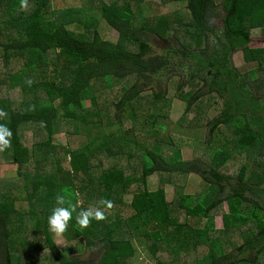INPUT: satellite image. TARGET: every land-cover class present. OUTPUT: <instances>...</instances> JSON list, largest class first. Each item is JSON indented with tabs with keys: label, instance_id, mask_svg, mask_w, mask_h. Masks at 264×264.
<instances>
[{
	"label": "trees",
	"instance_id": "16d2710c",
	"mask_svg": "<svg viewBox=\"0 0 264 264\" xmlns=\"http://www.w3.org/2000/svg\"><path fill=\"white\" fill-rule=\"evenodd\" d=\"M144 1L99 0L101 17L119 35L112 42L101 37L97 22L90 16L86 19L82 9L54 10L53 0H28L25 9L20 0H0V109L7 114L0 117V124L12 132L11 147L0 152V169L4 164L19 167L13 180L0 177V264H37L41 249H35L39 237L34 236L42 237L40 248L47 249V254L42 251L49 264L83 262L59 248L48 228V217L57 206L55 197L65 188L78 193L73 199L79 201L77 211L102 208V198L114 202L112 209H105V220H92L85 229L76 224L73 213L64 234L70 241L78 240L79 250L86 246L96 252L99 264H135L134 240L143 238L156 264H264V116L259 115L264 106L250 92L251 87L260 89L261 85L255 79L257 71L249 80L243 79L232 64L233 55L242 51L248 64L258 63L264 69V47L252 46L256 30H261L264 39V0H224L221 7L217 0H159L180 2L186 15L146 18L139 24L137 11ZM217 19L224 23L221 35ZM80 25L91 34L78 31ZM182 27L193 30L186 31L183 43L178 42L180 51L199 65L190 80L198 79L203 87L223 97L232 84L236 99V103L226 99L225 114L210 123L212 131L221 125L232 128L235 138L226 151L215 153L208 170L197 161L185 162L181 150L163 136L160 119L166 117L164 113L144 116L142 129L133 124L137 120L134 101L144 91L138 89L142 79L170 64L169 51L154 54L150 36L163 38L170 31L177 36ZM30 69L44 80L27 88L16 83ZM186 84H180L177 91ZM19 85L32 96L16 106L10 97ZM116 86L119 95L102 96ZM200 95L201 90L182 96H190L186 112ZM154 98L165 101L167 91ZM87 101L90 106L85 105ZM60 120L72 124L71 134L82 124L88 142L74 150L57 146ZM125 121L133 125L126 128ZM90 123L103 134L93 136ZM28 134L33 135L31 141ZM125 134L134 140H126ZM250 152L259 159L250 166L243 164L237 177L243 189L234 187V195H228L233 178L223 169L236 155ZM121 155L129 161L127 165L114 164ZM65 162L67 169L63 168ZM155 174L172 175L169 183L176 186L172 201L167 200L164 186L149 189ZM190 174L207 182L203 194L185 192ZM247 189L256 197L246 196ZM235 195L240 197V205L233 212L220 211L225 199ZM123 209L129 213H119ZM219 214L222 229H216ZM224 242L230 251L225 252ZM205 249L208 253L203 257L189 263L182 260L183 255L194 256ZM248 250L254 255L232 257L233 251Z\"/></svg>",
	"mask_w": 264,
	"mask_h": 264
},
{
	"label": "rangeland",
	"instance_id": "374dc122",
	"mask_svg": "<svg viewBox=\"0 0 264 264\" xmlns=\"http://www.w3.org/2000/svg\"><path fill=\"white\" fill-rule=\"evenodd\" d=\"M105 1L109 2L110 0ZM223 1L224 0H217L220 7L223 5ZM99 3V0L96 2H92V0H53L52 9H82L86 13V16H84L86 19L87 16H90L91 19L97 22L96 28L103 39L116 42L119 36L118 32L112 29V27H110L101 17ZM137 12L138 15L136 22L141 24L146 18L151 19L153 17H159L163 15L172 18L177 15H186V8L180 2L164 4L159 0H145L141 5L140 11ZM215 24L217 30L219 31L218 34L221 35L224 30L223 20L217 19ZM71 29L76 28L72 26ZM94 29L95 28H93V30ZM181 29L183 32L178 31L177 36L172 33L173 31H170L169 33H163L162 37L169 39L167 42H165L161 37H157L155 35L150 36L149 41L153 48L154 54L164 55V53L169 51L171 53L170 64H168V66L163 70H160L153 75H148L146 79H142L138 89L140 91H144L139 96L138 100L134 101L137 120L136 123L133 124L135 125L136 129H142L145 121L143 118L144 116L151 117L154 113H164L166 117L160 119V122L165 127V130L162 132L163 136H165V138L171 139L181 150L185 162L197 161L202 168L208 170L213 167L212 160L215 153H219L217 151H226L230 142L234 141L235 137L232 128H227L226 126L221 125L216 130L212 131L213 125H210L212 121L216 120L217 118H221L223 114H225L227 109L226 99L231 100L233 97L232 95H228V92H225V98L217 93L210 92V88L203 87V83L198 79L194 81L190 80L191 75L199 68V65L193 58L182 55L178 42L183 43L185 40L186 31L190 32L193 29H190L189 27H182ZM78 31L91 34V31L87 30L84 25H80L78 27ZM262 35L263 33L261 30L255 31L254 40L252 43L253 47H264V39L262 38ZM212 41L213 44H216L214 39H212ZM201 46L204 47V45ZM232 64L234 68L239 71L243 79L249 80L250 74L252 75L254 71L258 72L255 79H257L258 84L261 85V88L257 89L255 85L250 88V92L253 96L259 97L261 99L260 104L264 106V69H261V66L258 63L248 64L242 51H239L233 55ZM200 68H202V66H200ZM213 74L214 73H211L212 76ZM48 76L50 77L49 74ZM44 78L45 77L40 76V74L35 69H30L19 76L16 80V83L21 85L25 84V87L27 88L29 85L35 84L37 80H44ZM28 81H31L32 83L29 84ZM184 82H187V84L181 89V91L178 92L177 90L179 85L183 84ZM210 82H212L211 79ZM12 83L14 84L15 80H13ZM21 85L15 87V90L10 97L12 103L14 102L16 106L20 105L22 100H26L27 96H32V92H27L26 94L22 92L23 88ZM123 85H128V83L124 82ZM119 88V86H116L113 91L102 94V96L104 98L117 96L119 95ZM165 90L167 91V98L165 101H160L154 98L155 94ZM199 90H201L200 98H198V100L193 103V106L190 108V110L186 112L189 102L188 98H190V96L187 99L183 98L182 96L186 94L195 95V93ZM85 105L90 106V101H87ZM246 109H248V106H246ZM261 112L264 111L262 110ZM94 119L97 121V118ZM60 122V131L57 135H55V144L57 146H64L65 148L74 150L81 148L88 142L89 137L82 124H77V127L75 128L77 132L75 134H71L70 128L72 127V124H65L63 120H60ZM133 124L127 121L124 122V126L126 128H130ZM89 126L92 130L93 136H100L103 134V130L93 123H90ZM138 130H136V136L140 138ZM28 139L31 141L33 139V135L28 134ZM125 139L128 141L134 140L130 134H125ZM257 159H259V157H256L253 152H250L245 156L236 155L235 158L225 166L223 172L233 178L232 183L229 185L230 187H228V195H234V187L243 189V186L237 179L242 170V166L245 163H249L248 166L253 165L254 160ZM116 163L127 165L129 161L126 160L124 155H121L115 158L114 164ZM63 165V168H68L67 162H65V164L63 163ZM137 166L139 168V164ZM18 168L19 167L16 164H4L0 169V177L4 181L9 182V180H13L18 176ZM171 176L172 175L167 174H155L150 179L148 186L149 189L157 190L158 188L164 186L167 193V200L172 201L175 196L176 186L172 183H169ZM247 178L249 180L250 175H248ZM207 186V182H204L200 176L190 174L186 181L185 192L187 194H203ZM245 194L248 197H256L252 189L245 190ZM131 196V194L127 196L125 201H130ZM240 203L241 199L237 195H235L233 199H229L227 197L220 211L233 212V210H235V206L237 204L240 205ZM24 206H27V204H24ZM115 213L116 212H114V214ZM119 213L125 214L129 212L123 209V211H120ZM111 215L113 218V214ZM215 222L216 229L223 228L222 215L219 214L216 217ZM123 236L133 240V237L126 236L125 234H123ZM35 237H39L35 243V249H41L39 251V256H37V264H49V259L46 256L48 253L47 249L45 251L44 247L40 248L42 247L43 242L42 237L34 236L33 239H35ZM53 238L59 248L66 249L72 257L76 258L79 256V258H81L83 261L81 264H99L100 256L96 252L89 250V248L86 246L79 250L80 246L78 240L70 241L64 235L59 240L54 236ZM134 244L136 247V254L134 257L135 264H146L149 261L155 262L151 258V253L147 249V241L145 242L144 238L141 240H134ZM224 248L225 252L230 251V247L225 242ZM42 250H44L46 254H44ZM207 253V249L199 250L194 256L183 255L182 260L189 263V260L203 257ZM251 255H254L253 250H248L245 253L238 251H233L232 253V257L235 258H246L250 257Z\"/></svg>",
	"mask_w": 264,
	"mask_h": 264
},
{
	"label": "clouds",
	"instance_id": "9594fccd",
	"mask_svg": "<svg viewBox=\"0 0 264 264\" xmlns=\"http://www.w3.org/2000/svg\"><path fill=\"white\" fill-rule=\"evenodd\" d=\"M20 7L27 8L28 0H20ZM31 84V81H28ZM6 112L0 109V117H6ZM11 130L3 124H0V152L5 151L11 147ZM78 193H73L70 189H62L61 193L55 197L56 207L51 211L48 217V228L58 240L66 233L70 221L73 219L75 213L76 224L81 228H88L92 220L102 221L105 220V209L110 210L114 207V202L106 198L99 201L101 207H88L87 209H80L77 211L79 201L73 202L74 196Z\"/></svg>",
	"mask_w": 264,
	"mask_h": 264
},
{
	"label": "flooded vegetation",
	"instance_id": "af4514ba",
	"mask_svg": "<svg viewBox=\"0 0 264 264\" xmlns=\"http://www.w3.org/2000/svg\"><path fill=\"white\" fill-rule=\"evenodd\" d=\"M228 87H229L228 95H230V96L232 95V97H233L232 84H229ZM225 98H226V96H225ZM233 99H231V101L236 103V99L235 98H233ZM227 100H230V99H227ZM259 115L264 116V112H261Z\"/></svg>",
	"mask_w": 264,
	"mask_h": 264
},
{
	"label": "built area",
	"instance_id": "2783aa9c",
	"mask_svg": "<svg viewBox=\"0 0 264 264\" xmlns=\"http://www.w3.org/2000/svg\"><path fill=\"white\" fill-rule=\"evenodd\" d=\"M146 264H156L155 262H151V261H149L148 263H146Z\"/></svg>",
	"mask_w": 264,
	"mask_h": 264
}]
</instances>
